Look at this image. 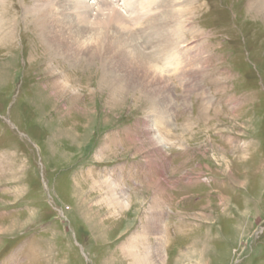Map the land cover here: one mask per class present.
<instances>
[{"label": "rangeland", "instance_id": "rangeland-1", "mask_svg": "<svg viewBox=\"0 0 264 264\" xmlns=\"http://www.w3.org/2000/svg\"><path fill=\"white\" fill-rule=\"evenodd\" d=\"M173 1L190 61L164 69L169 88L118 93L117 71L67 64L30 31L37 1L4 3L21 23L0 43V264H264L259 0Z\"/></svg>", "mask_w": 264, "mask_h": 264}, {"label": "bare ground", "instance_id": "bare-ground-1", "mask_svg": "<svg viewBox=\"0 0 264 264\" xmlns=\"http://www.w3.org/2000/svg\"><path fill=\"white\" fill-rule=\"evenodd\" d=\"M34 1H37L38 4L26 8L22 19L23 22H27V24L32 26L30 31L34 29L38 34L37 36L47 42L48 46L50 45L58 56L64 58L67 64L76 67L84 60L88 59L91 60L92 63L99 61L105 73L107 71H117V75L112 77L114 83L117 84V87H112L115 93L120 92L123 85L155 87V89L160 86L169 88L171 86V81L167 77H171L163 74L164 69L172 68V71L178 70L181 65H186L187 61H190V52L188 49L184 52L181 45L183 43L182 34L190 33L189 31H185V28L182 29L183 25H181V18L184 16L187 22L192 19L189 17L191 16L189 12L190 8L187 10L186 7L184 11L171 10L170 7H173V0H162L161 5H157L161 15L156 12L159 16H150V19L146 18L148 21L144 20L146 14L149 12L150 7L155 5L152 4L151 0H144L138 4L137 1L128 2L122 0L123 4H118V7L122 5L126 6L124 9L125 12L117 9L114 0H60L58 3H62V11H59V13L54 10L55 5L57 6L58 4L53 0H33V2ZM5 2L6 0H0V13H2L3 7H5ZM125 2L127 4H125ZM162 3L165 5L168 4V6ZM164 8L166 11L162 10ZM253 8L264 16V0H259ZM94 10L96 12H94ZM71 11H73V14H71ZM251 12H253V10ZM26 13L29 14L26 15ZM181 13H183V15H181ZM28 15L32 17L31 21H27V18H29ZM147 15L149 16V14ZM129 20H132L135 26L139 24L145 26V32L149 31L148 35H140L148 40L146 43L148 47L143 45L142 48L139 45L137 46L138 42L134 43L132 37L137 38L138 32L132 31V27L129 26ZM20 23V18H15L14 20L10 18H0V43L1 41H7L8 44L10 38H14L16 35V27ZM80 26L84 28L82 31L79 30ZM56 39L63 42L58 43ZM70 42L72 46L67 47L70 45ZM191 56L193 58V55ZM90 63L91 62H89V64ZM168 71L170 72L171 70ZM118 72H122L123 75H118ZM192 74L193 72L191 75ZM101 80L102 84L104 83L111 86L105 78ZM64 82L68 85L70 83L74 84L73 82L75 81L64 80ZM69 86L74 87L75 84L74 86ZM158 123H156V125ZM109 184L113 185V182ZM117 184L116 186H118V188L123 187L121 184ZM114 195L116 197L113 198L117 200V202H120L121 195L119 194V198L116 193H114ZM129 257L134 258V255H129ZM144 263L147 264L146 261L142 260V263L134 264Z\"/></svg>", "mask_w": 264, "mask_h": 264}]
</instances>
